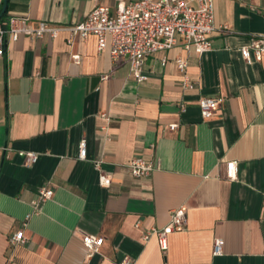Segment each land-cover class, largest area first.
I'll list each match as a JSON object with an SVG mask.
<instances>
[{
	"label": "crops",
	"instance_id": "0c3cea01",
	"mask_svg": "<svg viewBox=\"0 0 264 264\" xmlns=\"http://www.w3.org/2000/svg\"><path fill=\"white\" fill-rule=\"evenodd\" d=\"M119 1L128 0H7L0 21L76 24L97 3L114 9ZM213 3L212 49L187 51L178 37L146 56L142 82L123 58L112 62L99 52L93 34L72 44L64 33L7 41L0 55V264H120L125 255L136 264H264V58L246 62L240 50L264 34V0ZM177 58L186 61L192 88L182 86ZM202 97L219 100L209 118L201 116ZM82 140L85 159L78 157ZM24 151L40 155L26 166ZM133 157L153 163L150 176L130 173ZM95 161L109 185L99 181ZM229 161L235 179L226 176ZM43 187L53 195L35 209ZM181 206L186 227L168 235L165 251L154 235L142 240ZM17 230L25 240L12 246ZM83 234L103 237L97 253L88 254ZM215 238L224 240L221 255L212 254Z\"/></svg>",
	"mask_w": 264,
	"mask_h": 264
},
{
	"label": "built area",
	"instance_id": "2783aa9c",
	"mask_svg": "<svg viewBox=\"0 0 264 264\" xmlns=\"http://www.w3.org/2000/svg\"><path fill=\"white\" fill-rule=\"evenodd\" d=\"M195 5H193V3ZM264 15V10H263ZM227 31L226 26H221ZM216 30L214 23L213 0H128L119 1L114 9L97 3L87 14L84 20L76 24H54L47 21H39L32 25L28 19L20 17H8L0 21V55L3 54L7 41L16 40L19 35L31 38L49 37L57 38L60 34H66V42L72 44L76 37L83 39L90 34L96 36L97 49L99 52L108 51L112 62L123 58L129 67L131 77L137 82L146 79L144 63L146 56L158 50H167L173 47L178 37L183 40V47L193 50L197 54L212 49V41L209 35ZM241 54L246 62L252 59L260 61L264 58V34L250 38L249 44L241 47ZM72 60L80 61L79 54H72ZM177 68L182 73V86L192 88L193 83L185 73L186 61L177 58ZM108 74H102L101 79H107ZM200 113L203 118L211 117L219 106V100L211 97H202L198 101ZM180 110H185V105L180 104ZM102 118L106 124L101 126L107 129L110 116L103 112ZM176 123L169 124L170 129H175ZM109 138V134L106 135ZM6 148H0L1 151ZM23 162L26 166L35 163L40 155L35 151L21 152ZM79 158H86V143L82 140L79 144ZM99 170L98 178L102 185L107 186L111 182L109 175L100 171V161L94 163ZM130 173L136 178L150 176L154 169L152 162L141 157H133L127 163ZM226 176L235 179V162L226 164ZM53 190L41 188L38 192L33 207L36 209L41 203L50 199ZM262 207H264V192L262 196ZM29 217L26 216V219ZM186 210L183 206L174 208L170 212L169 222L161 227H152L145 230L142 240L146 241L151 236L157 239L158 247L165 251L168 246V235L179 232L186 227ZM22 230H17L8 239L10 245L15 246L24 242ZM82 243L89 255L97 253L103 243V237L93 234H83ZM224 240L215 238L212 243V254L221 255ZM120 264H136L130 256L125 255Z\"/></svg>",
	"mask_w": 264,
	"mask_h": 264
},
{
	"label": "water",
	"instance_id": "95a60500",
	"mask_svg": "<svg viewBox=\"0 0 264 264\" xmlns=\"http://www.w3.org/2000/svg\"><path fill=\"white\" fill-rule=\"evenodd\" d=\"M7 5V0H3L2 8L0 11V17L4 14Z\"/></svg>",
	"mask_w": 264,
	"mask_h": 264
},
{
	"label": "trees",
	"instance_id": "16d2710c",
	"mask_svg": "<svg viewBox=\"0 0 264 264\" xmlns=\"http://www.w3.org/2000/svg\"><path fill=\"white\" fill-rule=\"evenodd\" d=\"M4 15V14H3ZM3 19V17H0V20H2Z\"/></svg>",
	"mask_w": 264,
	"mask_h": 264
}]
</instances>
